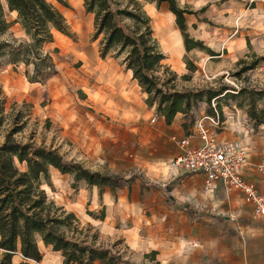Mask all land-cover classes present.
I'll return each mask as SVG.
<instances>
[{
    "label": "rangeland",
    "instance_id": "rangeland-1",
    "mask_svg": "<svg viewBox=\"0 0 264 264\" xmlns=\"http://www.w3.org/2000/svg\"><path fill=\"white\" fill-rule=\"evenodd\" d=\"M47 1L63 14L72 37L53 32V43L45 46L44 51L52 57L57 74L43 84L30 83L23 66H0L6 116L0 141L5 130L20 128L13 135L17 141L57 149L65 160L76 161L91 172L121 178L120 188H91L79 182L74 189L69 175L51 170L50 194L59 205L75 214L83 235L94 241L96 247L110 249L130 264H154L150 253L142 255L130 249L122 237L129 232L137 233L138 217L122 219L118 207L110 203L109 207L94 209L89 198L95 190L98 197L108 196L111 203L122 195H135L140 201L147 198L154 206L168 203L165 187L161 185L167 180L165 164L159 166L158 149L150 143L156 131L145 129L141 135L142 127L149 129L163 120L156 101L148 106L147 94L138 84L135 90L127 86L120 91L119 86L104 79L106 72L121 67L120 61L110 56L101 61L98 40L91 38L93 16L85 14L82 0H66L67 7ZM175 1L180 8L186 7L193 13L185 17L189 38L200 41L202 48L218 55L211 56L200 48L186 52L167 4L156 9L145 3L144 9L152 19L154 35L166 58L162 64L168 68V72L162 69L156 74L159 86L168 94V100L169 94L184 95L183 100L190 108L187 115L178 114L183 115L189 129L197 119L217 116L219 125L210 128L216 134L233 124L255 137L264 150V123L255 126L256 119L251 115L258 114L264 120V63L260 61L264 55V0ZM3 8L11 27L0 40L23 38L20 25L14 23L16 16L4 2ZM232 40L234 43H230ZM121 70L123 67L118 74ZM152 118L156 120L154 124L150 123ZM156 174L163 176L161 183ZM191 212L195 211L189 207L185 211L189 230L196 223ZM102 214L109 219L101 220ZM144 216L149 217V213ZM148 226L143 223L140 236L146 234ZM184 227L175 223L174 239ZM39 249L41 260L31 264H62L60 253L41 243ZM20 262V255H14L12 264Z\"/></svg>",
    "mask_w": 264,
    "mask_h": 264
},
{
    "label": "trees",
    "instance_id": "trees-1",
    "mask_svg": "<svg viewBox=\"0 0 264 264\" xmlns=\"http://www.w3.org/2000/svg\"><path fill=\"white\" fill-rule=\"evenodd\" d=\"M53 1L67 7L66 0ZM3 2L10 13H16L14 23L20 25L24 37L0 40V66H23L30 83L43 84L57 74L52 57L44 47L53 43V32L71 38L69 26L63 14L47 0H0V37H5L11 27L5 19ZM82 2L85 14L93 16L91 38L98 40L100 58L110 56L130 70L132 79L147 94L146 104L152 106L156 101L157 112L165 123H170L178 113L187 115L190 106L183 100L184 95L169 94L171 100H168V94L159 86L156 74L162 69L168 72V68L162 64L166 58L154 36L152 19L144 4H155L156 9L167 4L181 32L186 52L200 48L211 56L218 55L202 48L200 41L189 38L185 17L193 13L186 7L180 8L175 0ZM260 61L264 63V55ZM1 95L0 90V133L6 121L5 100ZM209 113L214 115L211 110ZM251 115L256 119L255 126L264 123L258 114ZM19 129L5 130L0 141V264H12L17 254L22 259L19 264L38 263L41 260L39 243L60 253L62 264H130L118 253L96 247L94 241H89L79 228L75 214L59 205L50 194L53 191L51 170L69 175L74 189L79 182L99 189L120 188L121 178L91 172L76 161L65 160L57 149L37 146L31 141H17L13 135ZM100 219H104L103 214ZM155 254L150 253L151 261L155 260Z\"/></svg>",
    "mask_w": 264,
    "mask_h": 264
},
{
    "label": "crops",
    "instance_id": "crops-1",
    "mask_svg": "<svg viewBox=\"0 0 264 264\" xmlns=\"http://www.w3.org/2000/svg\"><path fill=\"white\" fill-rule=\"evenodd\" d=\"M150 5L155 7V4ZM11 14L16 16L14 12ZM101 61L104 62L105 59ZM120 66L123 67L120 74L118 70L121 67L112 68V72L105 73L104 79L119 86L120 91L125 90L127 86L135 90L137 81L132 79L131 71ZM139 94L143 97V93L139 92ZM145 129L156 131L149 142L158 149L159 166L179 153L180 148L177 142L193 131V127L189 129L186 126L181 114L175 115L168 124L162 120L149 129L142 127L141 135L144 134ZM217 138L220 141L236 142L248 149L249 166L243 171V177L264 194V174L253 169L264 159V150L259 141L253 136H248L245 129L233 124L225 126L217 134ZM199 144L197 137L189 141L190 146ZM156 175L158 182L163 181L162 175ZM202 184L203 176L199 174L177 178H172L167 174V180L161 185L165 187L163 192L167 195L168 203L164 202L163 205L158 206L152 205L153 202L147 198L140 201L135 195L118 196L111 203L108 196L98 197L95 190L89 200L94 209L100 206L109 207V203L112 207H118V215L122 219L133 220V217H138L137 233L129 232L122 234V237L130 249L142 255L155 252V260L151 261L152 263L264 264V217L254 218L252 216L251 206L243 200L240 192H225L221 186H218L214 195L207 198L203 194ZM186 205L195 211L191 212L196 219L195 226L191 230L187 227L189 221L185 213L188 209ZM146 212L149 213V217L144 216ZM106 218L109 219V217ZM176 222L185 227L174 239L173 228ZM143 223L149 226L148 231L142 237L139 232ZM172 244L175 245L171 246Z\"/></svg>",
    "mask_w": 264,
    "mask_h": 264
},
{
    "label": "built area",
    "instance_id": "built-area-1",
    "mask_svg": "<svg viewBox=\"0 0 264 264\" xmlns=\"http://www.w3.org/2000/svg\"><path fill=\"white\" fill-rule=\"evenodd\" d=\"M156 120L152 118L151 123ZM217 116L197 119L193 131L177 142L179 153L164 165L166 173L172 178L189 174L203 176L202 190L205 197L214 195L218 186L225 192L238 191L243 200L251 206L254 218L264 217V194L243 177L249 166L248 149L233 141H220L210 128H217ZM197 137L200 144L190 146L189 141ZM253 169L264 174V159Z\"/></svg>",
    "mask_w": 264,
    "mask_h": 264
}]
</instances>
